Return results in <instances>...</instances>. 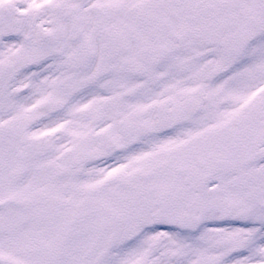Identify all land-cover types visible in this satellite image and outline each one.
<instances>
[{"label": "snow or ice", "instance_id": "obj_1", "mask_svg": "<svg viewBox=\"0 0 264 264\" xmlns=\"http://www.w3.org/2000/svg\"><path fill=\"white\" fill-rule=\"evenodd\" d=\"M0 264H264V0H0Z\"/></svg>", "mask_w": 264, "mask_h": 264}]
</instances>
